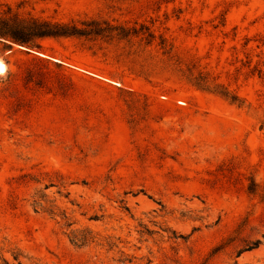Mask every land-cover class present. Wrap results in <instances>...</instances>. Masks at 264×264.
Masks as SVG:
<instances>
[{
    "label": "rangeland",
    "instance_id": "rangeland-1",
    "mask_svg": "<svg viewBox=\"0 0 264 264\" xmlns=\"http://www.w3.org/2000/svg\"><path fill=\"white\" fill-rule=\"evenodd\" d=\"M7 11L99 34L0 39V264H264V0Z\"/></svg>",
    "mask_w": 264,
    "mask_h": 264
},
{
    "label": "trees",
    "instance_id": "trees-1",
    "mask_svg": "<svg viewBox=\"0 0 264 264\" xmlns=\"http://www.w3.org/2000/svg\"><path fill=\"white\" fill-rule=\"evenodd\" d=\"M86 26V25H84ZM99 31L80 29L74 25L51 24L37 19L19 18L9 11L0 15V39L28 48L29 42L42 38H59L99 34Z\"/></svg>",
    "mask_w": 264,
    "mask_h": 264
},
{
    "label": "bare ground",
    "instance_id": "bare-ground-1",
    "mask_svg": "<svg viewBox=\"0 0 264 264\" xmlns=\"http://www.w3.org/2000/svg\"><path fill=\"white\" fill-rule=\"evenodd\" d=\"M3 69V64L2 63H0V70H2Z\"/></svg>",
    "mask_w": 264,
    "mask_h": 264
},
{
    "label": "water",
    "instance_id": "water-1",
    "mask_svg": "<svg viewBox=\"0 0 264 264\" xmlns=\"http://www.w3.org/2000/svg\"><path fill=\"white\" fill-rule=\"evenodd\" d=\"M21 47V46H20ZM21 49H23V50H26L25 48H23V47H21ZM26 51H28V50H26Z\"/></svg>",
    "mask_w": 264,
    "mask_h": 264
}]
</instances>
